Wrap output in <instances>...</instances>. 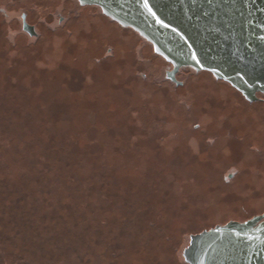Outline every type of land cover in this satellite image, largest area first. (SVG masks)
<instances>
[{
    "label": "rangeland",
    "instance_id": "obj_1",
    "mask_svg": "<svg viewBox=\"0 0 264 264\" xmlns=\"http://www.w3.org/2000/svg\"><path fill=\"white\" fill-rule=\"evenodd\" d=\"M93 12L0 0V264H186L264 210V106Z\"/></svg>",
    "mask_w": 264,
    "mask_h": 264
},
{
    "label": "water",
    "instance_id": "obj_2",
    "mask_svg": "<svg viewBox=\"0 0 264 264\" xmlns=\"http://www.w3.org/2000/svg\"><path fill=\"white\" fill-rule=\"evenodd\" d=\"M77 1L98 7L149 42L173 66L171 79L180 68H192L228 83L248 101L264 96V0H148L151 12L144 0ZM22 18L23 30L35 36L34 27ZM262 218L264 214L244 222L228 219L190 234L184 261L264 264Z\"/></svg>",
    "mask_w": 264,
    "mask_h": 264
},
{
    "label": "flooded vegetation",
    "instance_id": "obj_3",
    "mask_svg": "<svg viewBox=\"0 0 264 264\" xmlns=\"http://www.w3.org/2000/svg\"><path fill=\"white\" fill-rule=\"evenodd\" d=\"M72 1H74L76 4H78V6L80 7V8H82V9H88V10H90L91 12H93L94 10L95 11H97L99 8L98 7H96V6H92V5H82V4H80L77 0H72ZM97 8V9H96ZM93 9V10H92ZM100 10V9H99ZM23 15L25 16V20H26V14L25 13H23L22 15H21V20H22V22H23ZM93 19V20H96V21H98L99 23H101L102 24V28H101V30H103V28H105V25H108V26H110V27H112L111 29H116V27H119V28H122V29H130V28H125V27H122V26H120L117 22H115V21H113L112 19H110L109 17H107V16H105L103 13H102V11L100 10L99 11V13L98 14H95L94 12L92 13V14H90V17H88V19ZM62 20L61 19H59V22H61ZM26 22H27V20H26ZM28 23V22H27ZM29 25H31V26H33L32 24H30V23H28ZM34 27V26H33ZM73 27V26H72ZM22 30H23V28H22ZM100 30V29H99ZM100 30V31H101ZM24 31V30H23ZM34 31H35V29H34ZM25 32V31H24ZM25 33H27V32H25ZM36 33V32H35ZM28 34V33H27ZM36 35H37V33H36ZM35 35V36H36ZM146 41V40H145ZM149 43V42H148ZM168 63V62H167ZM170 64V63H169ZM171 65V64H170ZM172 69H173V66H172ZM181 69V68H180ZM179 69V70H180ZM178 70V71H179ZM172 71V70H171ZM171 71H169L168 72V77H169V79L171 80V81H174L175 80V75H176V73L178 72H176L175 74H174V79H171L170 78V73H171ZM180 83L179 82H177V85H179ZM234 89V88H233ZM242 96V95H241ZM242 98L243 99H245L243 96H242ZM246 100V99H245ZM256 101H258V102H262L263 104H264V96L263 95H261V94H257V100H255V101H248V100H246V102H248V103H252V102H256ZM263 186H264V184H263ZM264 194V193H263ZM257 195H261L260 193H258ZM261 197V196H260ZM263 198H264V196H263ZM262 214H264V210H261V211H257V212H254V213H252V214H250L248 217H246V218H243V219H241L240 221H237V222H244V221H246V220H249V219H251V218H253V217H255V216H259V215H262ZM264 220V218H262L260 221H263ZM227 222H229V221H227ZM227 222H225V223H223V224H219V225H224V224H226ZM214 226H216V225H214ZM213 226V227H214ZM213 227H211V228H213ZM208 229H210V228H208ZM208 229H204V230H208ZM203 231V230H202ZM202 231H200V232H202ZM200 232H198V233H200ZM196 234V233H195ZM188 246V245H187ZM186 263V262H185ZM187 264V263H186Z\"/></svg>",
    "mask_w": 264,
    "mask_h": 264
},
{
    "label": "snow or ice",
    "instance_id": "obj_4",
    "mask_svg": "<svg viewBox=\"0 0 264 264\" xmlns=\"http://www.w3.org/2000/svg\"><path fill=\"white\" fill-rule=\"evenodd\" d=\"M144 7L147 8L149 10V12H151V8L148 5V0H144ZM153 15H155V14L153 13ZM157 22H161V21L158 20ZM165 26H167V25H165ZM193 59H196L195 54L193 55Z\"/></svg>",
    "mask_w": 264,
    "mask_h": 264
},
{
    "label": "trees",
    "instance_id": "obj_5",
    "mask_svg": "<svg viewBox=\"0 0 264 264\" xmlns=\"http://www.w3.org/2000/svg\"><path fill=\"white\" fill-rule=\"evenodd\" d=\"M207 73H209V72H207ZM210 74V73H209Z\"/></svg>",
    "mask_w": 264,
    "mask_h": 264
}]
</instances>
